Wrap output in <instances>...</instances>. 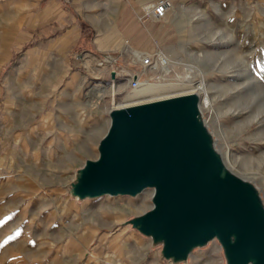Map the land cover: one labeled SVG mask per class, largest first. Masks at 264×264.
<instances>
[{
	"label": "rangeland",
	"instance_id": "1",
	"mask_svg": "<svg viewBox=\"0 0 264 264\" xmlns=\"http://www.w3.org/2000/svg\"><path fill=\"white\" fill-rule=\"evenodd\" d=\"M152 1L0 0V264H225L216 239L172 263L131 226L152 188L70 194L77 169L98 155L110 94L119 103L139 88L110 81L125 64L140 83L198 85L215 148L264 203V0H172L158 20L144 13ZM70 26L79 35L56 56L52 41ZM148 37L154 52L130 49ZM85 50L102 59L88 72ZM138 53L162 56L168 71L130 62Z\"/></svg>",
	"mask_w": 264,
	"mask_h": 264
},
{
	"label": "water",
	"instance_id": "2",
	"mask_svg": "<svg viewBox=\"0 0 264 264\" xmlns=\"http://www.w3.org/2000/svg\"><path fill=\"white\" fill-rule=\"evenodd\" d=\"M198 103L184 93L111 107L98 155L77 169L70 194L134 196L152 188L151 206L128 222L161 243L164 259L185 261L216 239L225 264H264V203L252 182L223 163Z\"/></svg>",
	"mask_w": 264,
	"mask_h": 264
},
{
	"label": "bare ground",
	"instance_id": "3",
	"mask_svg": "<svg viewBox=\"0 0 264 264\" xmlns=\"http://www.w3.org/2000/svg\"><path fill=\"white\" fill-rule=\"evenodd\" d=\"M147 6L148 5L144 6L145 10L148 9ZM171 7H172V5L166 11V13L171 9ZM164 15H163V17H164ZM145 55H147V54H145ZM139 56H140V54L138 53L134 57L140 58ZM149 56L151 58L153 56L156 57L154 59L155 61H153L152 65L158 64L159 65V69L162 70L164 73H166L168 71V66H167L168 63H167L166 59H164L162 56L159 57L158 55H155V54L154 55H149ZM152 65L149 66V67L152 68L153 67ZM114 85L115 84L112 85L110 83V85H108L106 87L110 88V90L112 91V89L115 87ZM106 89L104 88L103 91H105ZM199 89H200V87L198 85L193 86L192 84H165V83L163 84V83L145 82V83H140L138 89H135V90L129 92L127 95H125L124 100H122L119 103H115L114 102V94H110V104H111L112 108L113 107H123V106H127V105L134 104V103L149 101V100L158 99V98H165V97H169V96H173V95H177V94L195 93L199 97L198 108H199V112L202 115V112L205 109L209 108L210 102H209V99H207L205 96H199V94H198V93H200ZM205 124L207 125V123H205ZM214 144H216V139H214ZM218 152H219V154L221 156V159H222L223 163L227 166V168L229 170H231L228 167V165H227L225 153H223V151H220V150H218ZM233 164H235V163H233ZM259 180L262 183H264V178L263 177H259ZM253 184H254V186H256L255 183H253ZM151 191H152V189H151ZM151 195H152V192H151ZM151 195H150V197H151ZM73 197L75 198V196H73ZM111 210L116 212L118 209L117 208H115V209L111 208ZM131 210H132V208H131ZM102 212H104V211H102ZM117 213H118V211H117Z\"/></svg>",
	"mask_w": 264,
	"mask_h": 264
},
{
	"label": "crops",
	"instance_id": "4",
	"mask_svg": "<svg viewBox=\"0 0 264 264\" xmlns=\"http://www.w3.org/2000/svg\"><path fill=\"white\" fill-rule=\"evenodd\" d=\"M134 22L136 24V27L139 26V23H138L137 20L136 21L134 20ZM145 24H151V23H145ZM147 31L149 32L148 28H147ZM123 33H124L123 31H122V33L120 32V35H123ZM78 35H79V28H77V26H73V27L70 26L69 28L68 27L65 28V30L64 31H60L59 35L52 41L53 48H50L51 50H49V51H52L56 56H58V55L61 56L62 48L63 47L66 48L68 46H71L75 42V40L77 39ZM152 38L156 39L157 35L156 34H152ZM149 39H150L149 37H148V39L146 38L145 42H143V44L137 45L138 47H136V48H134L135 46L133 44L132 45L134 47L132 45H129L130 49L131 50H136V51H139L140 49L141 50H146L147 49L150 52H154V47L147 48L148 46H150L152 44ZM105 41L107 43H109V44H114V43L116 44L118 42V41H116L114 43H111V41H109L108 39L105 40ZM155 43L157 44V42H155ZM107 46H109V45H107ZM110 50H112V49H110ZM56 51L59 54H56ZM131 56L132 55L130 54L127 57H131ZM113 58L114 57H112V58L110 57V59L112 61L106 60V63H110V67L111 68L114 67V66L111 65L112 62H113ZM133 58L134 59H131L130 62H135L137 64H140L139 58H136V57H133ZM100 59H101L100 56H97V55L93 54L91 51L85 50L83 55H82V57H81V59H80L81 62H78V63L85 69V72H88L92 68H95L97 61L100 60ZM100 61H102V59ZM125 67H126V69H120L119 72H110V78L112 76H114V78L120 76L121 78H123L126 81V83L129 86V79L130 78H133V79L134 78H138V79H140V77L138 75V72L135 70V65L134 64H131V63L129 65L125 64ZM115 73H117V74H115ZM116 75H118V76H116ZM116 236H117L116 239H118L119 235L116 234Z\"/></svg>",
	"mask_w": 264,
	"mask_h": 264
},
{
	"label": "built area",
	"instance_id": "5",
	"mask_svg": "<svg viewBox=\"0 0 264 264\" xmlns=\"http://www.w3.org/2000/svg\"><path fill=\"white\" fill-rule=\"evenodd\" d=\"M172 5V0H154L148 4V9L145 10V15L153 20H158L163 17V15L166 13V11L170 8ZM156 55V53H153V55ZM156 57L153 56L152 58L149 55H140L139 62L141 66L149 67L153 64V61H155ZM114 76L110 78L111 80H114ZM139 79L138 78H130L129 79V86L132 88H135L139 85Z\"/></svg>",
	"mask_w": 264,
	"mask_h": 264
}]
</instances>
